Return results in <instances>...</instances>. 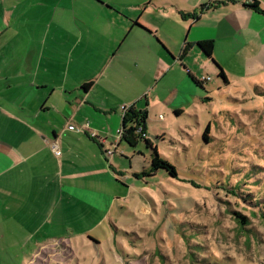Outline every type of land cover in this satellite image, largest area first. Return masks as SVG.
<instances>
[{"label": "crops", "instance_id": "0c3cea01", "mask_svg": "<svg viewBox=\"0 0 264 264\" xmlns=\"http://www.w3.org/2000/svg\"><path fill=\"white\" fill-rule=\"evenodd\" d=\"M254 2L264 11V0H0V257L73 252L123 177V107L148 113L147 88L179 80L207 96L185 60L201 44L214 58L264 50ZM175 91L165 102L180 116Z\"/></svg>", "mask_w": 264, "mask_h": 264}, {"label": "rangeland", "instance_id": "374dc122", "mask_svg": "<svg viewBox=\"0 0 264 264\" xmlns=\"http://www.w3.org/2000/svg\"><path fill=\"white\" fill-rule=\"evenodd\" d=\"M196 52L185 64L207 96L183 91L182 80L147 88L152 105L145 139L158 145L178 178L161 171L137 179L150 166L151 151L144 142L123 145L128 154L115 158L124 169L120 184L102 192L113 205L97 211L92 232L71 236L74 253L59 246L52 256H1L0 264H264V50L251 45L231 58L230 50L218 49L214 58L201 44ZM177 68L186 81L180 63ZM172 90L183 102L180 116L165 102L174 103ZM257 198L263 208L253 203ZM233 212L247 216L248 227Z\"/></svg>", "mask_w": 264, "mask_h": 264}, {"label": "trees", "instance_id": "16d2710c", "mask_svg": "<svg viewBox=\"0 0 264 264\" xmlns=\"http://www.w3.org/2000/svg\"><path fill=\"white\" fill-rule=\"evenodd\" d=\"M250 7L262 14H264V11L260 9V6L257 2L251 3ZM159 44L163 46V44L159 41ZM220 69V75L219 77L222 78L226 85H228V80L226 78V75L224 71ZM206 81V80H204ZM198 86H202V84L198 81H194ZM90 85L87 84L84 86V89L89 88ZM178 114V113H177ZM148 120V113L146 110L138 111L136 109H130L124 112V121H123V127H122V137L121 140L124 142L128 143V145L131 148H136L140 142H144L147 149L151 151V162L150 166L147 169H144L140 173H136L135 176L137 179L143 178H152L156 176L159 172H165L169 177L175 179L178 178V172L176 167L163 155H161L158 151V145H153L152 142L149 140L145 139L146 137V122ZM211 131V127L208 126L203 139L205 143H210L209 142V134ZM252 171V170H251ZM249 173V172H248ZM247 174H245L244 177H246ZM260 185V184H259ZM262 185V184H261ZM238 192V189L236 190ZM233 193V192H232ZM249 200L252 198V193H246ZM235 195V194H234ZM253 202V201H252ZM257 205L261 203V198H257L255 202ZM263 206L260 204L258 207ZM233 215L236 217L237 221L239 224L243 226V229L248 227V223L251 221L247 216L242 215L239 212H233ZM196 235L190 236L191 238H196Z\"/></svg>", "mask_w": 264, "mask_h": 264}, {"label": "built area", "instance_id": "2783aa9c", "mask_svg": "<svg viewBox=\"0 0 264 264\" xmlns=\"http://www.w3.org/2000/svg\"><path fill=\"white\" fill-rule=\"evenodd\" d=\"M123 111L126 112V111H127V108H126V107H123ZM69 130H71V131H77V130H79V129H78L77 126H75V125H71V126H69ZM121 137H122V131H120V132H119V135H118V138H119V139H121ZM144 137H145V136H144ZM52 150L54 151V153H55V155H56L57 157H60V156L62 155V152H61V150L59 149V147H58L57 144H53V145H52ZM108 154H109V155H112V154H114V151H110Z\"/></svg>", "mask_w": 264, "mask_h": 264}]
</instances>
